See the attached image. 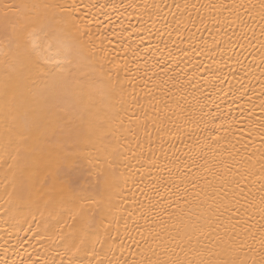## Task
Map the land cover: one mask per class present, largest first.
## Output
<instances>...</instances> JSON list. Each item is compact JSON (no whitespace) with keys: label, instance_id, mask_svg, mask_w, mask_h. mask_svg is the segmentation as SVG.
<instances>
[{"label":"bare ground","instance_id":"bare-ground-1","mask_svg":"<svg viewBox=\"0 0 264 264\" xmlns=\"http://www.w3.org/2000/svg\"><path fill=\"white\" fill-rule=\"evenodd\" d=\"M0 264H264V0H0Z\"/></svg>","mask_w":264,"mask_h":264}]
</instances>
